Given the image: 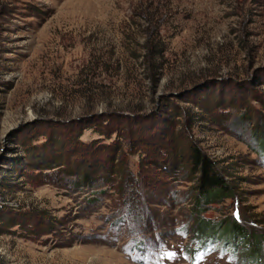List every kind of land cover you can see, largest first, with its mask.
I'll return each instance as SVG.
<instances>
[{"label": "rangeland", "instance_id": "1", "mask_svg": "<svg viewBox=\"0 0 264 264\" xmlns=\"http://www.w3.org/2000/svg\"><path fill=\"white\" fill-rule=\"evenodd\" d=\"M0 264H264V0H0Z\"/></svg>", "mask_w": 264, "mask_h": 264}, {"label": "trees", "instance_id": "2", "mask_svg": "<svg viewBox=\"0 0 264 264\" xmlns=\"http://www.w3.org/2000/svg\"><path fill=\"white\" fill-rule=\"evenodd\" d=\"M188 163L191 167V173L195 175L193 208L195 209L197 220L194 226V234L196 235L194 237L198 242L204 241L202 246H205L208 242L212 243L213 236L219 233L220 228L218 224L211 223L209 219L201 216V213L212 204L219 203L226 197H229L231 195V186L225 179L224 174L217 168L214 161L195 145L189 147ZM87 175L91 180V175L89 173ZM143 183L145 184V182ZM225 229H227L226 232L232 238L237 234H241L242 238L247 237L243 227L233 219L228 221ZM230 235L226 237L229 238ZM194 251L190 249V252ZM246 253L249 254H247L248 256H244V259H251L252 261L258 258L261 259L257 254Z\"/></svg>", "mask_w": 264, "mask_h": 264}]
</instances>
